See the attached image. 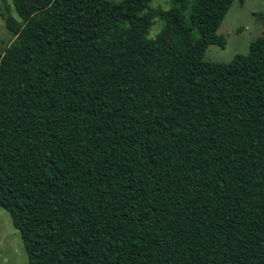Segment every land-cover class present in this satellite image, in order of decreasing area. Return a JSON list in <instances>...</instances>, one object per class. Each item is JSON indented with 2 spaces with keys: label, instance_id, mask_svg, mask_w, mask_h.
<instances>
[{
  "label": "trees",
  "instance_id": "trees-1",
  "mask_svg": "<svg viewBox=\"0 0 264 264\" xmlns=\"http://www.w3.org/2000/svg\"><path fill=\"white\" fill-rule=\"evenodd\" d=\"M151 1L0 12V206L30 264H264V35L206 61L235 0Z\"/></svg>",
  "mask_w": 264,
  "mask_h": 264
},
{
  "label": "rangeland",
  "instance_id": "rangeland-1",
  "mask_svg": "<svg viewBox=\"0 0 264 264\" xmlns=\"http://www.w3.org/2000/svg\"><path fill=\"white\" fill-rule=\"evenodd\" d=\"M171 5L172 0L151 1V6L155 8L168 9ZM7 6L15 13L11 0H0L1 13L5 14ZM184 6L187 8L186 2ZM164 24L161 18L156 17L149 36L155 39ZM260 35H264V0H235L205 52L204 60L231 62L237 54H248L251 43ZM14 40L15 36L0 15V48L4 49ZM0 264H30L20 231L10 212L1 206Z\"/></svg>",
  "mask_w": 264,
  "mask_h": 264
}]
</instances>
